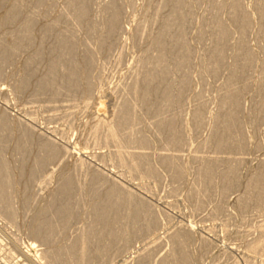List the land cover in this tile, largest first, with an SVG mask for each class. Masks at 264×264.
<instances>
[{"label":"rangeland","instance_id":"rangeland-1","mask_svg":"<svg viewBox=\"0 0 264 264\" xmlns=\"http://www.w3.org/2000/svg\"><path fill=\"white\" fill-rule=\"evenodd\" d=\"M118 1L122 6V19L106 50L98 48V32L88 36L85 29H77L74 20L68 22L69 28L76 30V48L94 50L92 66L83 73L74 89L64 87L63 78H58L51 81L46 90L31 87L19 92L15 86L26 73L22 66L28 52L19 53L10 62L0 59V112L13 124H20L35 138L50 142L57 149L56 155L48 159L31 180L25 178L26 175L18 178L16 170L6 176L7 181L15 182L13 187L6 186L10 194L8 204L14 214L10 217L4 206L0 208V264H29L19 255L17 244L29 249L35 259L46 251L75 245L69 255L59 258L60 261L48 257L41 259L40 264H161L169 257L175 246V236L180 232L184 234L183 245L193 264H264V203L243 202L250 176L259 171L264 161V111L259 115L255 113L264 94V37L257 30V27L264 30V19L257 17L254 8L258 0H239L252 19L244 43L256 58L249 65L247 89L241 95L237 115L240 124L237 133L244 143L241 147L220 149L221 152L214 149V140L206 148H200V145L216 126L219 95L238 47L236 42L241 29L231 23L228 6L232 0H184L182 14L189 20L184 34L191 48V62L187 68L186 91L176 110V129L181 140L175 141L161 136L157 127V119L169 112L143 110L138 97L129 88L141 71L147 43L151 44L152 36L159 31L155 19L160 0ZM109 2L90 0L89 14L94 22L105 21L108 15L103 8ZM217 4L219 6L214 8ZM50 5H54L58 13L65 12L64 0H53ZM9 7L8 2L0 5V18ZM214 14L229 27L230 40L225 50V65L213 76L203 71L201 65L202 58L208 53L210 39L206 37L198 43L197 34L203 26L211 24ZM0 37H3L1 29ZM41 63L38 61L35 65L40 68ZM257 85L260 86L258 92L253 91ZM237 87L241 88L242 83ZM99 98L107 105L105 114L125 100L134 106L137 117L131 128L141 129L150 146L137 138L127 141L125 134L130 128L111 138L106 129L108 123L97 125L98 107L95 104ZM197 107L201 108L203 117L199 124L194 118ZM115 120L116 116L110 118L113 123ZM7 135L0 133V146H4L1 157L15 164L19 149L12 145L15 142ZM23 145L28 148L26 156L30 155L27 157L30 162L25 165L28 170L33 165L36 150L35 147L30 149L28 142ZM133 152L147 155L145 168H135L129 155ZM162 156L168 159L162 161ZM207 158H217L221 164L235 166L239 172L236 181L229 187L219 184L205 192L207 182L198 183L197 174ZM68 172L74 175L77 183L76 203L74 210L63 214L72 217L64 219L66 216L60 217L56 204L50 202L60 179ZM93 174L100 175L102 181L92 183ZM26 179L31 181L27 186ZM112 184L121 187L125 193L130 192L151 214L139 215L129 238L124 237L122 230L125 220L115 224L118 237L112 240H109V232L106 233L107 227L94 224L95 215L106 212H96L94 206L102 200L100 193ZM129 206L132 204L124 200L119 213L126 214ZM109 213L113 212L105 214ZM36 214L48 218L38 219L34 217ZM46 220L54 225V232L48 238L35 235L33 228ZM145 223H151L152 227L141 232L140 226ZM102 244L108 246L103 256L100 254ZM83 247L86 248L84 257L81 255Z\"/></svg>","mask_w":264,"mask_h":264},{"label":"bare ground","instance_id":"bare-ground-1","mask_svg":"<svg viewBox=\"0 0 264 264\" xmlns=\"http://www.w3.org/2000/svg\"><path fill=\"white\" fill-rule=\"evenodd\" d=\"M52 1L53 0H0V5L6 2L10 4L8 11L0 18L1 35H3V37H0V59L10 62L18 56L19 53L28 52V58L22 66V69L25 70L26 73L15 86L16 90L19 92L30 89L31 87H34L38 91L46 90L49 88L51 81L58 78H63L64 87L70 89L76 88L83 73L92 66V55H94V50L88 47L80 51L76 48V30H71L69 28L70 23L68 22L74 20L77 24V29H85L88 36L92 35L94 32H98L96 43L99 49L104 50L105 47H108V45L112 43V36L117 29L119 21L122 19V6L118 0H110V2L104 6V13H107L108 17L101 23L94 22L90 17V0H64L66 9L63 13H58L55 6L50 5ZM184 3V0H160L158 2L156 11L157 18L155 22L159 26V31H157L158 33L155 31L157 34L152 36V40H150L152 41L151 44L147 43L149 45H147L144 51V58L142 59L144 62L141 65V71L136 76L135 80L131 82V87L128 86L130 92L138 97L139 104L144 108L143 110L146 108L147 112H169L166 116H161L157 119V127L159 128L161 136H166L172 139V141L181 140L179 131L176 129V124L178 122L176 110L179 108L180 99L186 91L188 81L187 68L191 62V48L187 44L184 34L185 27L189 23L188 18L182 14ZM228 3L230 4V2ZM218 6L217 4L213 7L217 8ZM228 7L231 23L239 26L241 29L239 30L240 35L237 37L238 42H236V46L238 47L234 55H232L233 60L229 66V75L223 83L222 93L219 95V108L215 119L216 126L200 145V148H206L208 144L214 140V149L220 152V149L223 150L224 148L233 146L241 147L244 143L242 136L237 133L240 125L237 115L240 111L241 95L243 91L247 89L246 75L249 65L254 60L256 61L253 53L247 50L244 43L245 36L250 30V26H252V19L249 13L245 10L244 6L241 5L239 0H232ZM254 8L258 14L257 17L259 16L260 19H264V0H258ZM45 19L46 21H43ZM257 30L260 36L264 37V30L260 27H257ZM229 33V27L224 24L216 14L212 16L211 24L205 25L199 30L197 34L198 43H202L206 37L210 39L208 53L201 60L203 71L214 76L217 75L225 65V50L229 45ZM106 49L107 48H105V50ZM38 61L43 62L40 64L42 68L41 66L39 68L35 65ZM170 64L173 65L172 68ZM239 83H242L241 88L237 87ZM259 89L260 86L257 85L253 91L258 92ZM54 92L56 94L58 93L57 90H54ZM95 106L98 107L95 123L97 125L108 123L106 129L111 138L118 137V133H122L123 130L130 128L128 133L125 134L127 141L137 138L142 144L148 142L144 136L145 134H142L143 132L141 129L133 130L134 128H131L137 117V109L131 106L126 100L118 107L114 108L111 113L109 111L110 114H107L110 116L105 114L108 109L102 98L97 100ZM263 111L264 94L255 113L259 115V113H263ZM107 116L109 118H107ZM113 116H116L114 123L111 122L113 120L110 121V118ZM194 118L197 124L201 122L203 118L201 108L197 109ZM0 133H8V138H10L12 142H15L12 145L19 149V155L16 159L17 162L12 164L1 157L4 146H0V208L4 206L8 216L13 217L14 211L10 209L8 204L10 194L7 192L6 186L13 187L15 182L14 180L12 182H10V180L7 181L6 176L10 171L16 170L18 178H22L26 175L25 178L31 180L33 178L32 176L36 174V171L41 168L48 159L56 155L57 149L52 143L40 141L35 138L30 130L25 127L22 128L20 124H13L7 120L1 112ZM178 137L180 139H178ZM24 142L29 143V146H31L30 149L35 147L34 149L36 150L35 156L33 155V165L27 168L28 170L25 169V165L27 162H30L27 161V157H30V155L26 156V149L28 148L23 145ZM146 145H149V143ZM129 155L135 162V168L141 169V167H146L148 159L146 154L133 152L129 153ZM167 159V156L161 157L162 161ZM168 164H170L169 161ZM148 168L150 167L148 166ZM172 168H175V166ZM151 172L152 170H150V173ZM238 175V170L232 164H221L217 158H207L200 166L197 174V182H207L208 186L204 190L205 192H210V189L219 184L222 186L233 184ZM26 180L24 183L27 186L31 181L28 182V180ZM91 181L96 184V182L102 181V178L98 174H93ZM76 189L77 183L74 175L69 172L66 173L55 188L53 200L50 202L51 204H56V211L62 215L60 217H65L66 215L64 216V213L71 212L75 209L76 199L74 193ZM246 189L243 197L244 204L251 200L257 203H264V194L262 193L264 191V161L261 162L259 171L254 172L250 176ZM193 193L196 195L195 192H192V194ZM100 196H102V200L94 206L96 212L104 210L113 213L105 214V212L104 214L95 215L94 224H102L107 227L106 233L109 232V240L118 237L116 226L122 220H125V226L122 229L124 231V237L127 236V238H129L128 234L131 233V230L136 226L139 215H141V213H144V216L151 215L147 207L139 201H137V203L130 192L125 193L121 187L115 184L105 188V190L100 193ZM124 200L131 203L132 206H129L128 209H126L127 213L123 215L119 213V211L123 206ZM34 217L38 219L40 217L48 218L47 216H39L37 214ZM71 217L72 216L69 214L64 219ZM53 226L54 225L47 220L42 221L40 224L37 223L35 228H33V232L37 236L48 238V236L54 232ZM150 227H152L151 223H145L140 226V230L141 232L147 231ZM133 231L134 230H132V232ZM108 237H106L107 240ZM127 238H125V240H127ZM183 238L184 234L182 232L175 236V246L172 247L173 250L169 257L165 258L161 264H193L188 258V250H186L187 248L183 245ZM73 245L65 249L61 248L55 251H46L42 253L41 256H36V259L30 255L29 249H24L18 244L16 249L19 255L29 264H40L43 258L49 257L53 261H57L61 256L69 255ZM100 246V254L103 256L108 246L107 244H102ZM10 253L13 254V252ZM85 253L86 248L83 247L81 255L84 257Z\"/></svg>","mask_w":264,"mask_h":264}]
</instances>
